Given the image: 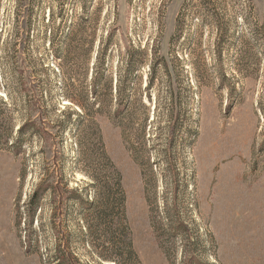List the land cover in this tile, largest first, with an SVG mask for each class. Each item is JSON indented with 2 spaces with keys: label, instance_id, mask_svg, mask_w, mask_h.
I'll return each mask as SVG.
<instances>
[{
  "label": "rangeland",
  "instance_id": "obj_1",
  "mask_svg": "<svg viewBox=\"0 0 264 264\" xmlns=\"http://www.w3.org/2000/svg\"><path fill=\"white\" fill-rule=\"evenodd\" d=\"M0 133V264H53L56 207L75 264H111L75 201L26 213L91 196L100 143L139 264H264V0H0Z\"/></svg>",
  "mask_w": 264,
  "mask_h": 264
},
{
  "label": "trees",
  "instance_id": "obj_2",
  "mask_svg": "<svg viewBox=\"0 0 264 264\" xmlns=\"http://www.w3.org/2000/svg\"><path fill=\"white\" fill-rule=\"evenodd\" d=\"M66 99L71 100L72 98L66 96ZM25 132L38 136L42 134L46 135L44 129H41L36 122H23L18 129L16 140L8 141V143L14 144L17 147L15 153H19L20 151V146L24 142L23 134ZM97 139L100 142L99 137ZM6 140L7 137L0 133V147L6 144ZM78 146L80 151L79 156H81V144L78 143ZM95 154L96 159L91 160L92 162L90 161L82 172L91 180L89 187L92 188V195L84 196L83 191L78 189L69 191V193H62V191L60 192L52 184L39 185L26 204V213L29 219L28 226L32 225L37 212L42 211L43 200L47 193H51L54 199L58 198V202L54 200L53 207L56 203V205L64 204L66 200H73L79 205V210L83 212L82 219L86 223L85 230L88 231V236L93 237L96 232H102V235L108 238L107 240L112 244L111 248L103 247L102 251L97 254L102 262L111 264H139L133 251L130 229L126 219L125 194L121 184V176L106 156L101 143L100 147L96 148ZM66 194H69V197H66ZM59 220L60 216L56 207L51 214L50 220L51 231L57 241L54 256L52 257L53 264H75L76 258L71 252H67V240L63 237V233L58 231V227L55 224ZM89 221L92 225L89 224ZM177 228L179 227L175 226L174 231L177 232ZM188 264H201V262L194 259Z\"/></svg>",
  "mask_w": 264,
  "mask_h": 264
}]
</instances>
